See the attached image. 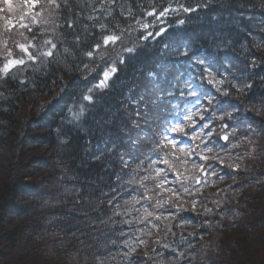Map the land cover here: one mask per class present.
<instances>
[{"label":"trees","instance_id":"obj_1","mask_svg":"<svg viewBox=\"0 0 264 264\" xmlns=\"http://www.w3.org/2000/svg\"><path fill=\"white\" fill-rule=\"evenodd\" d=\"M56 3L60 8L52 23L43 26L48 31L32 26L36 42L49 39L57 45L54 55L27 61V66H18L6 77L0 74V264H177L178 260L180 264H257L256 253L232 241L227 233L264 240L260 235L264 229V0H183L185 7L197 11L170 15L163 25L153 24L154 17L143 12L153 6L162 11L167 0ZM40 4L46 5V0L24 11L40 12ZM179 19L186 23L178 25ZM140 21L151 25L147 31L154 33L163 26L166 32L142 40L145 30ZM3 23L0 19L5 46L12 57L19 58L20 50L14 45L22 38L16 41L14 34L2 29ZM100 24L106 26L104 30ZM112 32L121 38L104 46L101 36ZM23 35L31 39L28 30ZM178 37L184 38L188 48L175 42ZM98 41L102 47L94 50ZM133 46L136 53L124 51ZM177 49L179 53L195 51L197 56L184 61ZM92 50L93 57L85 55ZM197 58L212 65L217 79L228 78L220 86L229 92L226 97L203 81L222 105L210 108L202 99L209 108L203 122L212 120L205 130L213 132L205 141L212 151L207 162L192 156L188 166L193 162L195 168L212 165L211 170L206 177L197 172L203 182L189 186L193 188L189 193L181 191L171 206L149 207L154 213L151 223L138 218L147 203L135 205L139 213L114 215L123 208L109 205V200L115 195L123 206L137 195L133 188L138 185L126 182L133 175L142 178L148 161L154 159L148 152L152 137L158 138L161 131L157 118L177 113L173 105L193 73L199 82L204 66H195ZM113 62L117 72L109 86L94 88ZM229 81L251 88L237 91ZM85 95H91L92 101H84ZM81 108L85 114L77 121L74 113ZM227 113H232L231 119ZM196 119L199 125L201 120ZM134 120L139 129L132 126ZM222 124L227 127L221 128ZM225 132L230 139L222 142ZM130 138H139V159L125 167L121 153L131 151ZM233 164L238 167L234 169ZM218 183L226 186L212 188ZM129 251L125 257L123 253Z\"/></svg>","mask_w":264,"mask_h":264},{"label":"snow or ice","instance_id":"obj_2","mask_svg":"<svg viewBox=\"0 0 264 264\" xmlns=\"http://www.w3.org/2000/svg\"><path fill=\"white\" fill-rule=\"evenodd\" d=\"M5 4L7 5V8L9 11H12L13 5L11 3V0H4ZM27 4H29L31 7L35 8L38 4V0H25ZM111 3L112 0H109ZM168 6L163 7L161 5L160 7H163L162 11H158V8L156 6L151 7L150 10L143 12V15L154 17L153 24H161L163 25L166 20V17H169L170 15H177V14H185V13H192L197 11V8L193 7H185L183 0H167ZM175 4V7L172 5ZM199 7V5L197 6ZM41 11L40 12H29V22L24 23V16L20 17L21 24L20 27L28 30V32L31 34V39H27L24 37L23 33H21V38L24 42H17L15 43L14 47L18 48L20 50V56L19 58H12V51L11 49L5 47L4 52L7 54L5 57V62L0 65V74H3V76H7L13 72V70H19L18 66H27V61H35L39 57H51L54 55L53 49L57 47L55 43H52L51 40L45 39L42 43H38L37 41V34L33 31L32 26L33 25H40L41 26V32H46L48 29L44 28V25L52 23V18L54 17L56 11L60 8V5L56 3V0H46L45 4H40ZM158 13V14H157ZM108 15L111 16V10H109ZM128 15H132V10L129 8ZM89 19H92L90 16ZM178 25H184L186 21L184 19L177 20ZM140 27H142L145 30V34L141 36L142 40H148V39H155L156 37H160L162 34L166 32L165 27L161 26L159 28V31L156 32H150L147 31L151 25L149 23H145L143 21L139 22ZM5 26L10 27L12 26V20L9 18L5 21ZM69 26H71V23L69 22ZM99 27L101 30L105 29L104 24H100ZM121 37L116 34L115 32H112L108 35H102L100 39H102L103 45L107 46L109 44H115ZM77 41H79V37H76ZM177 44H182L185 48H188V44L185 42L183 37H178L175 41ZM51 45V48H49L47 51L40 52L39 49ZM102 47L101 43L98 41L95 46V49H100ZM35 48L37 49V52H32L30 49ZM94 50L88 51L85 53V55L89 57H93ZM65 52H68L69 50L65 48ZM129 54H134L137 52V48L135 46L124 49ZM177 52L180 56L183 57L184 61H192L193 57L197 56V53L195 51H185L183 53H179V49H177ZM101 56H103V53H100ZM44 61L41 60V63ZM120 63H124V58H120ZM195 66L197 68L203 67V70L198 75L197 82V74L193 73L191 77H189L188 80L185 81L184 84V90L181 91L180 99L177 104H174L173 107L177 109L176 114L169 113L168 115H165L163 117L157 118L159 122V127L161 129L159 133V137L156 136L152 137L153 141V147L149 150L148 156H156L157 160H152L149 167L152 169V171L148 175H144L142 178L137 179L135 175L132 176V178L127 181L126 183L131 186L132 184H137L138 188H133V191L137 193V195L132 196L129 200L124 201L123 206H121L119 203H117L116 196H113L112 200H109V205L116 204L117 208H123L122 211L114 213V215H128L132 211L140 212V209H136V204H143L147 203V207H143L142 214L138 217L141 220H144L145 223H151V218L153 217L154 213L151 211H148L149 207H152L154 209H164L166 205L171 206V200L174 198H179L181 190L184 193H189L190 188L189 185H199L203 181L199 176H189L185 173L188 171L187 167H183L188 165L189 160L192 156H198L200 160L207 162L209 160V155L212 151L211 148L208 147V145L205 143V141H208L210 137L213 136L212 131H205L206 129H209L210 125L212 124V120H209L208 122H203L206 117L205 113L209 110V108H205L201 101L202 99H206L207 104L210 108H215L218 105H222V102L217 99V97L209 94L207 90L203 86V81L207 80V83L212 85L213 88H215L216 92H219L221 96H228L229 92L227 90H221V85L226 82L228 79L226 75H222L221 79H217L216 76L213 74L211 68V64L205 65V60H201L199 58L195 61ZM87 67V66H85ZM218 71V70H217ZM117 67L115 66V62L109 67H107L102 75V78L99 80V82L94 85V88L104 89L109 86V80L116 74ZM151 75V73L149 74ZM2 78V77H0ZM230 87H237L236 84L229 81ZM93 89H89L88 92L92 93ZM246 88H251V85H245L243 88L237 87V91H244ZM189 97L191 99H189ZM84 101H92L91 95H85L83 97ZM215 102V104H214ZM169 103H171V100H169ZM183 104V107H180V105ZM220 110L223 111V107L220 106ZM85 114V109L81 108V110L78 113H74V119L79 121L83 118ZM139 115V113H137ZM227 118H232V113L226 114ZM197 117L200 118L201 123L197 125ZM225 116H219L215 117L214 119L224 120ZM134 128L139 129V125L136 123V121H133ZM226 124H222L221 128H226ZM190 133V134H189ZM172 134H176V136L185 137L188 138L192 143L191 144H185L182 140H178L173 136ZM234 135V133H233ZM221 139L228 141L230 139L229 134L227 132L224 133L223 136L220 137ZM139 138L137 140H132L131 138L127 141V143L131 146V151L127 153H121V159L125 167L128 166V164L132 160L139 159V156L136 154L137 149L139 147L138 143ZM64 143V141H62ZM200 145H203L201 148ZM235 147V145H233ZM115 148V145H114ZM199 149V150H197ZM113 149H108L109 152H111ZM179 154V155H178ZM124 155H127L129 159L124 160ZM183 157L181 160L180 157ZM102 157H97V159H100ZM179 162V165L183 167V171L178 170L177 163ZM223 163V161H220ZM143 161H141V164ZM157 163L164 165L165 167H157ZM192 167L195 168L197 165L193 162ZM199 171L201 175L207 176L209 171L212 168V165H205L200 164ZM232 167L235 169L238 167V165L233 164ZM139 168V166H138ZM136 170H133L135 173ZM171 172L173 174V179L170 181L168 178V174ZM120 177H117V180H119ZM148 181H152L154 183V188L149 189L147 186ZM180 185L179 188L169 187V185ZM139 188H143V193L139 192ZM123 190V187L121 185V189ZM116 191V190H112ZM164 193H170L169 196L165 197ZM155 195L154 204L148 203L149 201H153ZM196 201H192L193 208H195ZM177 211H181L180 206H176ZM211 211V209H205V212ZM156 219L158 220L159 217L157 216ZM124 223H132V221H123ZM105 225L108 223L107 221L103 222ZM121 236L124 235V233L120 234ZM143 242V241H141ZM113 244L115 241L112 242ZM125 246L129 247L131 251V245L128 244L127 241L124 242ZM167 247V246H166ZM129 252L123 253L125 257H128L130 255ZM183 255V254H180ZM177 264H180V261H177Z\"/></svg>","mask_w":264,"mask_h":264},{"label":"rangeland","instance_id":"obj_3","mask_svg":"<svg viewBox=\"0 0 264 264\" xmlns=\"http://www.w3.org/2000/svg\"><path fill=\"white\" fill-rule=\"evenodd\" d=\"M11 3L13 5V8H12V11H9L4 0H0V9L2 11V13L0 14V19L2 20V22L4 21V23L2 25L3 26L2 29H5L7 32L9 31L12 34H14V36H15L14 39L17 41V37L20 38V36H21L20 34L23 33V30H24V28L20 27V24H21L20 17L21 16L25 17V19L23 21L24 23L29 22L28 12L26 10L24 11V8L29 7L30 5L27 4L25 2V0H11ZM9 18H11V20H12V26L6 27L5 21L8 20ZM22 41L23 40H20L18 42H22ZM5 47H6L5 41L2 39V32H1V28H0V57L3 58L4 62H5V57L7 55L4 52ZM12 58H15V57H12ZM176 139H178V138H176ZM157 159L158 158L156 156H154V159H152V160H157ZM151 161H148L147 166L142 171L143 176L148 175L152 171V169L149 167ZM175 163H177V167L181 168L182 170H183V167H187L188 171L186 173H191L189 176H198L197 172H200L199 168H193L192 166H188V165L181 167L179 165V162H175ZM157 164H159V163H157ZM157 167H165V166L162 164H159V165H157ZM168 178L170 181L174 178L173 174L171 172H169ZM146 183H147V186L149 189L154 188L152 181H148ZM170 185H172V184H170ZM177 185H174V187L176 188ZM189 186L191 187L193 185H189ZM225 186H226V183H218V184H213L212 188L213 187L214 188H223ZM140 189H142V192L144 191L143 188H140ZM192 190H193V188L190 189V191H192ZM164 194L170 195V193L169 194L164 193ZM154 197H155V195H154ZM260 235H262V237L264 238V229L261 231ZM227 236H229L232 241L240 242L241 244L245 245V248H247L250 252L254 251L256 253L255 257H256L257 264H264V240H262V239H258V240L251 239L250 240L248 238H243L242 233H240L238 236L233 234V233H227Z\"/></svg>","mask_w":264,"mask_h":264},{"label":"water","instance_id":"obj_4","mask_svg":"<svg viewBox=\"0 0 264 264\" xmlns=\"http://www.w3.org/2000/svg\"><path fill=\"white\" fill-rule=\"evenodd\" d=\"M223 135H224V134H223ZM223 135H221V136H223ZM221 140L225 142V140H223V139H221Z\"/></svg>","mask_w":264,"mask_h":264}]
</instances>
